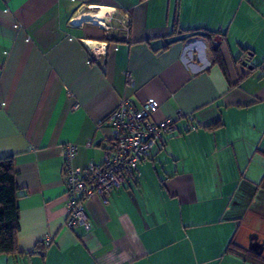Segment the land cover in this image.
<instances>
[{"label":"crops","instance_id":"1","mask_svg":"<svg viewBox=\"0 0 264 264\" xmlns=\"http://www.w3.org/2000/svg\"><path fill=\"white\" fill-rule=\"evenodd\" d=\"M124 97L192 119L68 228L64 146L101 163ZM5 156L18 253L0 264H264V0H0Z\"/></svg>","mask_w":264,"mask_h":264},{"label":"built area","instance_id":"2","mask_svg":"<svg viewBox=\"0 0 264 264\" xmlns=\"http://www.w3.org/2000/svg\"><path fill=\"white\" fill-rule=\"evenodd\" d=\"M133 85L134 80L128 75L127 86ZM157 107L152 100L135 106L130 98H122L106 118L112 135L102 146V161L99 164L90 161L83 168L74 167L72 161L78 146L73 143L64 146L68 228L86 225L84 201L93 196L106 201L109 192L123 185L127 177H137L138 164L151 156L152 147L157 141L163 142L164 133L175 130L177 119H192L191 114L185 115L177 110L173 116L153 121L151 115ZM86 146H90V143H86ZM49 243L50 240H47L46 244Z\"/></svg>","mask_w":264,"mask_h":264},{"label":"trees","instance_id":"3","mask_svg":"<svg viewBox=\"0 0 264 264\" xmlns=\"http://www.w3.org/2000/svg\"><path fill=\"white\" fill-rule=\"evenodd\" d=\"M205 35H209L205 33ZM211 61L222 66L217 47H211ZM18 187L15 184V169L12 156L0 158V254L18 253L17 234L19 209Z\"/></svg>","mask_w":264,"mask_h":264},{"label":"bare ground","instance_id":"4","mask_svg":"<svg viewBox=\"0 0 264 264\" xmlns=\"http://www.w3.org/2000/svg\"><path fill=\"white\" fill-rule=\"evenodd\" d=\"M94 43H91V45H93ZM95 45V44H94Z\"/></svg>","mask_w":264,"mask_h":264}]
</instances>
